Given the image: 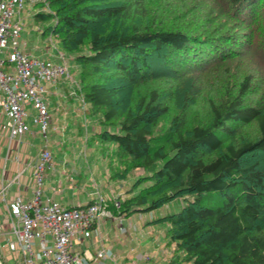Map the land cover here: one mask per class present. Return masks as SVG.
Returning <instances> with one entry per match:
<instances>
[{
    "label": "trees",
    "instance_id": "16d2710c",
    "mask_svg": "<svg viewBox=\"0 0 264 264\" xmlns=\"http://www.w3.org/2000/svg\"><path fill=\"white\" fill-rule=\"evenodd\" d=\"M38 6L49 11H36L37 20L53 19L42 33L57 35L78 63L80 91L103 126L89 145L116 160L107 163L109 177L142 171L114 212L130 216L183 198L178 211L155 219L167 224L168 264H264V86L247 64L241 73L224 68L210 93L172 87V78L215 73L233 59L264 71V0ZM200 99L209 117L192 123L187 114ZM251 124L256 133L242 136Z\"/></svg>",
    "mask_w": 264,
    "mask_h": 264
},
{
    "label": "built area",
    "instance_id": "2783aa9c",
    "mask_svg": "<svg viewBox=\"0 0 264 264\" xmlns=\"http://www.w3.org/2000/svg\"><path fill=\"white\" fill-rule=\"evenodd\" d=\"M29 1V10L35 13L38 9L34 10V3L45 0ZM25 3L26 0L0 1V108L7 118L10 144L14 140L23 141L24 136L33 131L32 125L36 126L41 144L32 165L31 197L28 199L18 193L7 199V186L0 189V199L8 205L10 227L0 247L7 250L9 260H19L20 264H101V259L113 258L107 249L102 247L92 253L80 246L102 221L121 218L113 210L120 207L121 198L113 195L107 199L98 191L97 197L89 203L68 206L52 196H45V171L55 168L50 147L53 116L49 109L48 84L64 79L75 86L68 96H79L82 104L85 100L80 92V81L73 74L69 58L54 33L49 34L52 44L47 53L50 56L26 51L21 16ZM68 178L74 179L71 173ZM0 264H5L1 252Z\"/></svg>",
    "mask_w": 264,
    "mask_h": 264
},
{
    "label": "rangeland",
    "instance_id": "374dc122",
    "mask_svg": "<svg viewBox=\"0 0 264 264\" xmlns=\"http://www.w3.org/2000/svg\"><path fill=\"white\" fill-rule=\"evenodd\" d=\"M34 4H35L34 10L35 9L45 10L44 8L47 7L45 11H49L48 6L46 7L44 6L42 8L41 6H38V2H35ZM25 5H26L25 8L21 12V16L23 17V22H22L23 37H25L26 40L29 41V43H31L32 45L34 42H39V41L41 42L42 47H47V45H51L52 43L50 40V35L43 34L42 30H44L45 27L49 23H52L53 19L46 20V21L37 20L34 16V12L29 10L30 1L26 0ZM55 38L57 40L58 45L61 47L58 36L55 35ZM65 52L69 58V65L70 66L73 65L72 66L73 69L71 67L72 72L75 74L76 78L80 81L79 73H78V66H77L78 63L74 61V55L68 51H65ZM237 61L238 60H235V59L226 61L225 65L221 67L222 69L219 70L218 72H216L215 70V73L212 70L210 72H207L209 74L205 73V74H201L200 76H193L192 78L191 77H188V78L178 77L177 79L172 78V87L175 88L176 86H180V85L182 86V88L195 87L198 93L200 94L210 93L209 87L211 86V82H216L218 80L217 78L218 74L220 73L224 74V72L226 71L224 70V68H226L227 66H232L235 69L239 70L238 73H241L242 70L246 68L247 64L257 74V76L260 79V83L264 86V71H261L258 67L254 68L253 66L255 65L251 66L249 63L246 62L245 59H243L242 62H237ZM156 81H152L151 86L156 85ZM80 86L82 87L81 82H80ZM81 87H80V90H81ZM176 95H177V99L174 98V102H172L173 108L171 111V115L173 111L178 109V107L181 105V101H180L181 99L179 98V93H177ZM70 98L73 99V100H70V102L74 106L73 111L75 114L72 115L73 120L69 122L75 124V127L77 129L73 134H71L68 131L62 132V130H59V132H57L60 135H62L63 133V135L61 136V139L56 141L55 143L56 149L58 151L56 152V155L66 158L68 162L70 161L73 165L75 164L74 167L80 166L81 171H79L77 174L74 173V177L76 179V175H77L79 178H81V181H84V183H86L85 188H87L88 191H96L95 192L96 197H97L98 191H101L102 194L107 199L112 197L113 194L120 195V198H121L120 204H121V201H123L126 198L127 194L129 193L127 192V190L132 186L133 179L137 177L138 175H141L142 171L140 169L134 170V172L130 174V178L128 179L115 180L109 177L110 168H108L107 163L110 162L111 160H112V163L116 162L114 155L112 153H106V152L102 154L98 152L96 149H94L95 148L94 144L89 145L92 131L94 129L96 130L98 128H103V126L98 122L96 115H90L89 113L90 108H88L85 98H84L85 102L83 104L80 102L79 96L77 95H73ZM205 100L200 99L199 102L197 101L193 106V110L187 114V118L189 119L190 122L195 123L198 121H207V118L209 117V113H208V107L206 105ZM67 110L69 113V108ZM83 111H85V113ZM170 118H171L170 115H168L166 117V120H164V122H169ZM54 127H57V128L55 129ZM58 128H59V124L57 123L56 120L54 121L53 119L50 125V139L52 137V134L55 133L58 130ZM240 132L243 134L242 136L244 135L253 136V134L256 133V128L254 125L251 124V125L242 127ZM56 137L59 139V136H53L54 139H56ZM84 154H88L92 156H90V159H89V156L87 155L85 156ZM78 157L82 161L78 163V165L76 166ZM54 162H55V168L47 169L45 171L44 187L48 191H51L48 185H50L52 182L57 181V178H58L57 170L61 169V164H62L61 159L56 161L55 156H54ZM68 184L73 188L74 181L68 180ZM145 184L146 183H143L141 186ZM68 193L69 192H65V194H68ZM90 198H91V195H88L87 197L84 196V199L89 200ZM184 202L185 200L183 198H176L166 203L164 206L158 209L148 210V211L146 210L136 211L130 216H124L122 218L123 220L122 219L119 220V223L122 224L123 222L124 225L128 228V232H129L128 239L129 240L135 239L136 242H145L147 241V239H149L150 236H152L154 240L159 242L160 245L162 246V249H163L162 254L167 255V253L169 252L168 248L165 247V244L167 242L166 235H165V228L167 224L163 220H155V219L166 213L178 211ZM119 223L118 221H116L117 230H119V225H120ZM8 229H10L9 226H8ZM12 236L14 237V235ZM0 250H1L2 259L5 264H20L19 260L15 261L13 259H10V260L8 259L7 257L8 253L4 247H0ZM171 250L173 251V249ZM150 252H153V255L155 257L152 259L151 262H147L146 264L154 263L155 260H157L158 258V255H157L158 249L153 248L150 250ZM186 264H189V263H186Z\"/></svg>",
    "mask_w": 264,
    "mask_h": 264
},
{
    "label": "crops",
    "instance_id": "0c3cea01",
    "mask_svg": "<svg viewBox=\"0 0 264 264\" xmlns=\"http://www.w3.org/2000/svg\"><path fill=\"white\" fill-rule=\"evenodd\" d=\"M25 49L26 51L33 54L50 56L49 53H47L49 45H47V47H42L40 41L34 42L33 45L27 41V46ZM71 88L74 89L75 86L64 81V79H60L53 84H48V100L49 109L53 116L52 120H56L59 124L58 130L52 134L50 139V147L52 148L55 160L58 161L61 159L62 164L61 169H56L58 171L57 181L48 185L51 191L45 189V196H52L54 199L59 200L68 206L87 204L96 198V191H88L87 188H85L86 183L81 181V178H79L77 175L76 179L74 177V173L77 174L79 171H81L80 166L77 165L82 160L78 157L76 163L77 167H74L75 164L73 165L70 161L68 162L66 158L56 155V152L58 151L56 149L55 143L56 141L60 140L61 136L63 135V133L60 135L57 132L62 130V132L68 131L73 134L77 129L75 124L69 122L73 120L72 115L75 114L73 111L74 106L70 102V100L73 99L68 96V93L72 90ZM68 108L69 113L67 110ZM54 128L56 129L57 127ZM32 129L33 131L31 133H27L24 136L23 141L14 140L10 144L7 118L0 108V189H2L4 186H7V199H11L18 193L22 194L28 199L32 195V165L38 151L37 148L41 144V138L36 132V126L32 125ZM53 136H59V139L57 137L54 139ZM84 155L89 156V159L90 156H92L88 154ZM22 170L24 171L20 175ZM70 173L74 178L73 188L68 184V175ZM65 192L69 193L65 194ZM88 195H91V198L89 200L84 199V196L87 197ZM123 217L124 216H121V218L118 219L110 218L102 221L100 227L98 229L95 228L91 237L87 239L82 246H80L81 249H89L92 253L97 252V250L102 247L107 249V251L113 255V258H103L100 260L101 264H146L147 262H151L155 257L153 252H150V250L154 248L158 249V258L154 263L151 264H168V258H170L172 255V247H169L165 244V247L168 248L169 252L167 255H163L162 246L159 242L154 240L152 236H150L145 242H136L135 239L129 240L128 228L123 222L122 224L119 223V220ZM8 219L9 209L7 202L0 199V242L3 241L4 234L8 230ZM116 221H118L120 224L119 230H117ZM96 264H99V262Z\"/></svg>",
    "mask_w": 264,
    "mask_h": 264
},
{
    "label": "bare ground",
    "instance_id": "6f19581e",
    "mask_svg": "<svg viewBox=\"0 0 264 264\" xmlns=\"http://www.w3.org/2000/svg\"><path fill=\"white\" fill-rule=\"evenodd\" d=\"M48 5V4H47ZM43 8V7H42ZM72 89V88H71Z\"/></svg>",
    "mask_w": 264,
    "mask_h": 264
},
{
    "label": "water",
    "instance_id": "95a60500",
    "mask_svg": "<svg viewBox=\"0 0 264 264\" xmlns=\"http://www.w3.org/2000/svg\"><path fill=\"white\" fill-rule=\"evenodd\" d=\"M1 1V0H0Z\"/></svg>",
    "mask_w": 264,
    "mask_h": 264
}]
</instances>
